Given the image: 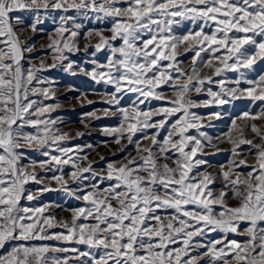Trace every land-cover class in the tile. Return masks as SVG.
<instances>
[{
  "label": "snow or ice",
  "instance_id": "6c2138e0",
  "mask_svg": "<svg viewBox=\"0 0 264 264\" xmlns=\"http://www.w3.org/2000/svg\"><path fill=\"white\" fill-rule=\"evenodd\" d=\"M69 8L97 13V19L112 18L110 28L89 30L84 36L89 40L84 50L94 48L93 57L107 51V62L94 58L91 71L79 68L95 83L112 86L114 91L106 95L104 103L115 107L123 95L137 94L130 107L116 109L121 114L119 126L103 129L105 135L115 137L113 143L121 145L126 140L133 145L136 155L129 152L124 160L108 163L106 174H98L91 162L82 167L87 160V156L78 155L82 149L62 147L59 142L68 139V134L57 135V120L41 119L58 105L43 103L54 99L55 90L53 82L38 73L56 68V61L67 60L65 50L79 51L74 38L82 25L65 27L72 18L61 17L55 30L58 39L49 45L55 53L53 63L45 66L42 62L27 70L21 60L23 52L32 49L20 47L12 26V21L23 22L14 13L32 12L35 20L30 27L36 32L42 9ZM186 21L192 27L176 34L174 28ZM104 31L111 35L105 36ZM93 37L98 38L95 44L91 43ZM116 41L121 42L119 46ZM0 44L4 45L0 47V250H4L0 264H264V130L254 123L245 125L261 141L254 144L245 138L236 120L232 121L233 129L240 133L228 135L232 156H239L240 145L246 144L251 146L250 154L255 150L256 161L249 165L246 159H233L226 171L221 165V189L211 187L217 175L206 170L191 174L194 168L208 164L196 158L198 154L203 155L206 147H216L212 137L200 130L211 126L203 121L222 115L217 111L201 117L191 109L228 105L241 98L264 101V69L251 79L245 78L243 71H256L254 66L264 62V0H73L71 4L67 0H0ZM181 47L184 53L193 54L187 69L177 59ZM204 68L212 75L201 76ZM64 70L76 74L71 62ZM228 72L239 73V78L228 80ZM213 83L219 91L205 89L206 84ZM164 85L172 90L173 98L158 91ZM205 91L209 100L198 103L191 98L193 92ZM150 98L165 101V105L142 110L140 105ZM111 114L110 109L103 110L104 116ZM85 115L102 118L95 111ZM31 116L37 118L29 119ZM236 119H264V109ZM26 125L37 128L36 133L22 131ZM190 129H196L198 135H189ZM161 130L166 135L161 136ZM26 147L42 149L41 155L47 157L33 160L29 165L33 171L20 164ZM125 148L121 145V151ZM37 163L44 171L61 172L52 177L60 187L42 186L38 190L41 194L64 191L84 202L83 207L69 209L70 223L54 224V217L43 216L47 206H21L22 199L36 198L31 192L25 195V185L42 184L34 171ZM64 165L73 169L69 176L78 184L76 189L68 187ZM241 168L249 170H237ZM87 180L99 182L91 183L88 191L89 185L80 187ZM104 181L109 183L101 188ZM229 199L237 205L229 206ZM168 210H172L170 215ZM242 222L247 225L243 229L247 240H228L229 233L240 234ZM57 226L64 231H47ZM212 233L223 236L210 238ZM52 240L84 245L86 250L32 243Z\"/></svg>",
  "mask_w": 264,
  "mask_h": 264
},
{
  "label": "rangeland",
  "instance_id": "374dc122",
  "mask_svg": "<svg viewBox=\"0 0 264 264\" xmlns=\"http://www.w3.org/2000/svg\"><path fill=\"white\" fill-rule=\"evenodd\" d=\"M67 2L68 4H71L73 0H67ZM13 15L21 16L23 21L20 24L12 21V26L16 33V37H18L20 41V47L22 49L28 47L32 49L30 52H23L21 64L25 70H27L29 66L32 65L39 67L42 62L45 66H50L53 63L52 57L55 55V53L53 52V49L49 47V45L53 40L58 39L55 30L61 24V17L72 18L67 19L65 27L72 28L73 23H79L82 25L81 29L77 30L80 33L79 36L74 38L78 41L79 51L69 52L65 50L63 55L67 56V60L63 62L56 61V68H50L47 71L38 73V75L41 77L53 82L52 87L55 90L54 99L43 100V98L39 96L29 97V99L43 100V103L46 105H58V107H55L54 110H52L49 114H46L45 117H41V119L51 118L53 120H57V124L55 125V127L59 129L57 135L60 133L68 134V139L59 142L60 145L62 147H70L73 149H77L79 147L82 149L78 152V155L87 156V160L84 161L81 166H86L87 163L91 162L93 169H95L98 174H106L104 173V170H106L108 163L124 160L126 154L129 152L131 153V156H135L136 152L133 145H129L127 144L126 140H122L121 145H126V148L124 151H121V145L112 142L115 137L105 135L103 129L115 128L119 126L121 114L116 109L121 106L130 107L132 105V101L136 99L137 94L127 93L123 95L120 105L112 107L109 104L104 103L106 95L114 91L112 86L105 85L103 83L97 84L88 75H85L79 71L80 67H84L88 71H91L94 67L91 61L94 58L101 63L107 62V51L97 53L96 56L93 57L92 53L94 52V48L90 47L87 51L84 50L85 45L89 43V40L84 39V36L89 30H106L110 28L112 26V18L97 19V13L84 10L77 11L73 8H69L67 11L64 9H48L47 11L42 9L39 12L40 23L37 25V31L33 32L30 25L32 22H34L35 15L32 12H18L14 13ZM190 27H192L191 23L186 21L181 26L175 27L174 32L176 34H183ZM205 31H210V29H205ZM67 35L68 34L65 33V36ZM104 35L110 36L111 33L104 31ZM97 39L98 38L95 37L91 38V43L95 44ZM259 39L260 37H257V40ZM68 43H72V40H68ZM120 43V41L115 42L116 46H119ZM0 47H4V45L0 44ZM178 51L179 55L177 56V59L183 62L181 67L185 69L189 68L191 65V56L193 54L191 52L184 53L183 47H181ZM202 55L207 58V54ZM69 62L73 63L74 70L76 71L75 75H72L70 72L64 70V65L68 64ZM254 68L256 71L243 70L245 78L251 79L256 77L257 73L264 69V62H258ZM206 74L212 75V72L208 68H204L201 72V76ZM239 75L240 74L237 72L225 73V77L228 80H235L239 78ZM219 79H221V77H214V80ZM226 86L233 87L234 85L228 84ZM208 87H211L213 91L220 90L219 86L215 83L212 85L206 84L205 89ZM241 87H248V85L242 84ZM158 91H164L167 97L173 98L172 90L169 89L167 85H164L161 89H158ZM191 98L198 103L210 99L206 91L201 94L193 92L191 94ZM88 101H92V103H88ZM162 105H165V101L153 100L150 98L144 104H141L140 108L144 111H148L158 108ZM104 109H110L114 114L104 116ZM262 109H264V101H252L250 98H241L239 100L233 101L231 104L223 106H200L191 109L192 112H195L201 117H207L209 114L217 111L221 112L222 114L220 119H212L211 121L205 119L203 121L205 125L210 124L211 126H206L200 130L206 132L208 136L212 137L211 143L216 147H206L203 155L198 154L196 158L204 159L208 161V164L194 168L191 174L194 175L197 172L206 170L207 172L217 175L216 183L211 185V187L219 190L223 187L218 176V173L221 171V165L224 166V170L226 171L228 170L229 161L233 159H246L249 165L254 164L256 161L255 150L253 149L250 154L249 149L251 146L249 145H240L238 151H240L241 154L235 157L232 156L231 149L233 148V145L228 142V135L230 134L233 137L240 135L239 131L233 129L232 127V121L236 120V125L239 128L244 129L245 138L251 139L254 144H260L261 141L259 137H256L255 134L251 132L250 128L245 127V125L254 123L264 130V119H257L253 121L249 119L240 120L236 118L242 116L244 113L253 115L258 114L262 111ZM92 111H95L96 114L102 118L97 120L85 115L86 113ZM28 118L36 119L37 117L31 116ZM156 119H159V117H156ZM172 119L174 120L175 117ZM85 125H88V127H85ZM22 131L34 134L36 133L37 128L26 125ZM77 133H83V135L77 136ZM188 134L198 135L196 129H190ZM139 135L140 134L137 133V136ZM164 135H166V132L161 130V136ZM217 137H219V139H217ZM136 138L137 137H133L134 140ZM144 143L148 142L145 141ZM87 145H92V147L88 148ZM41 151L42 149L36 147H26L24 149L25 158L21 159L20 164L26 167L29 171H33V169L29 167L33 160L39 162L47 159V157L41 155ZM52 154L59 155V153L56 152H53ZM73 154L75 155L77 153ZM168 163L171 164V161H168ZM46 167L51 168L52 165H47ZM237 170L247 172L249 169L241 168ZM34 171L37 174L38 179L42 178V184L29 182L25 185V195H27L28 192H31L36 198L32 201L22 199L20 201L21 206L33 208L47 206L45 212L42 214L43 216L54 217V224L60 221H68L70 223L72 212L69 211V209L83 207L84 202L82 200L76 199L74 196H69L64 191L44 192L41 194L38 190L42 186H47L53 189L60 187L56 181L52 179V177L61 175V172L54 170L44 171V169L40 167L39 163H37ZM71 171H73V169L70 165L63 166L64 179L69 181L68 187L70 189H76L78 184L71 181L69 176ZM85 175H90V173H86ZM93 182L98 183L99 181H83L80 187L89 185L87 190L91 191L90 185ZM108 183V181H104V183L100 184V187L104 188L108 185ZM77 195H82V193L77 192ZM228 203L229 206L237 205V201L231 199L228 200ZM171 212L172 210H168L167 214L170 215ZM160 214L162 216L165 215L164 212H161ZM246 226V223L242 222L239 229L240 234L229 233L228 240H236L240 243H244L248 238L247 234L243 231ZM47 231L59 233L63 232L64 229L60 226H57L49 228ZM222 236V233H212L210 238L219 239ZM207 239L208 238H205V242H207ZM32 243H46L51 246L59 247H77L81 250H86L84 245L66 244L56 240L44 242L34 241ZM3 251L4 250H0V254H2ZM200 251H204V249H200ZM205 259L207 258L205 257ZM229 259L231 258L229 257ZM232 264H235V262L233 261Z\"/></svg>",
  "mask_w": 264,
  "mask_h": 264
}]
</instances>
